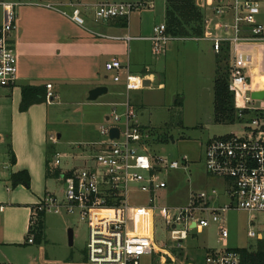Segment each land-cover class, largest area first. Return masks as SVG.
<instances>
[{"label":"built area","instance_id":"obj_1","mask_svg":"<svg viewBox=\"0 0 264 264\" xmlns=\"http://www.w3.org/2000/svg\"><path fill=\"white\" fill-rule=\"evenodd\" d=\"M200 1L222 18L216 27L228 33L227 37L213 36L207 23L202 36H172L167 33L166 22H160L150 36L142 39L152 42L155 54L163 52L172 41L204 38L212 40L217 54L226 51L230 62L228 89L234 97L236 120L245 132L212 138L204 149L206 172L224 181L227 203L214 205L210 195L201 192L190 203L175 207L173 211L167 206L162 207L170 237L178 246L188 239L191 231L201 232L211 223H218L221 212L230 209L264 212V105L258 103L264 98L252 97L253 91L264 88L252 80L253 59L245 50L252 45L264 49V24L256 19L261 12V3L260 0ZM26 2L58 12L82 27L87 24L86 13L91 12L94 20L102 23L127 18L147 6L144 1L104 0L89 5L82 0H0V88L10 87L17 80L18 57L13 34L18 26V8ZM120 38L131 40L132 36ZM105 69L113 74L115 82L122 79V73L125 74L127 90L142 85L141 75H133L129 66H124L118 57L107 61ZM150 73L147 67V76ZM52 87L51 83L46 84L49 102L57 98ZM123 105V111L113 108L106 116L100 126L103 140L88 144L82 166L62 171V154L54 153L48 169L60 180L62 189L59 193L47 192L32 206L28 243H34L32 229L41 213L68 214L77 215L88 224L86 251L90 264H141L143 257L158 254L154 231L155 212L159 208L156 198L158 191L167 187V182L159 176L164 170L180 168L181 164L187 168L189 158L183 156L179 161L157 153L153 149L157 144L156 134L136 121L130 99ZM114 127L119 129V136L111 137L110 130ZM49 139L52 142L58 140L56 135H50ZM137 190L147 194L148 204L132 205L130 194ZM4 209L5 204L0 203V212ZM219 229L221 238L226 240L228 229L224 225ZM248 235L264 238V226L251 228ZM199 264H241V257L232 248H209Z\"/></svg>","mask_w":264,"mask_h":264},{"label":"crops","instance_id":"obj_2","mask_svg":"<svg viewBox=\"0 0 264 264\" xmlns=\"http://www.w3.org/2000/svg\"><path fill=\"white\" fill-rule=\"evenodd\" d=\"M82 1L92 5L104 0ZM140 1L146 2L147 6L137 16L133 17L131 14L127 18H114L98 23L91 14L86 13L85 27L75 24L58 12L31 2H26L18 8V26L13 34L18 57L17 80L10 87L0 88V203L5 204V209L0 212V256H13L12 249L32 244L27 242L31 208L44 194L50 192L47 188V180L51 176L48 169L50 162L48 150L51 149L48 133L56 134L58 138L57 142L51 141L53 145L63 137L62 129L58 128L53 132L54 128L51 130L50 127L67 124L74 128L76 131L74 141L66 142L77 145L72 147L75 150L73 155L83 160L88 154L86 148L88 144H98L103 140L100 130L99 136L92 135L84 127L86 111H89L90 107L106 104L112 106L111 109L123 111V103L127 99H130L135 107L138 102L132 100V91L150 87L155 80L152 73L153 64L144 58L146 51L156 55L153 52V44L142 37L150 36L156 24L165 22L167 2L163 19L157 22L155 0ZM197 3L207 8L206 23L209 25L210 33L217 37H227L228 33L216 27V23L222 18L216 16L204 1L203 5L200 0ZM257 22L259 23L258 19ZM125 35L132 36V39L120 38ZM192 40L207 41L211 44L213 54L210 58L208 50L209 54H205L209 60L203 62L207 64L209 70L213 68L216 70L218 54L214 50L212 40L210 38ZM172 43L169 42L163 52L157 55L168 53L174 48ZM245 50L253 59L252 80L264 88L263 46L252 45ZM200 51L204 52L205 47L202 46ZM111 56L118 57L124 66H129L133 75L139 76L144 73V76H140L142 85L127 90L123 73L122 79L115 82L105 69V63L112 59ZM147 67L151 72L148 76L145 74ZM110 78L115 82L113 92L110 91ZM47 83L52 84V91L57 98L51 102L47 100L38 102L27 110H21L22 86H46ZM165 85V82L161 81L158 86L164 89ZM97 86L108 87V92L95 100H89V91ZM108 114L109 112L103 111L101 118L104 122ZM12 152L15 154V163L11 160ZM21 170L29 173L30 187L13 184L12 174ZM212 178L224 184L222 179L213 176ZM212 193L215 194H209L212 204L223 205L228 202V197L221 200L215 189ZM45 218L46 215L44 221Z\"/></svg>","mask_w":264,"mask_h":264},{"label":"rangeland","instance_id":"obj_3","mask_svg":"<svg viewBox=\"0 0 264 264\" xmlns=\"http://www.w3.org/2000/svg\"><path fill=\"white\" fill-rule=\"evenodd\" d=\"M260 1L261 12L256 18L260 24H264V0ZM155 4L156 21L160 22L163 19L166 1L155 0ZM199 7L204 15V23H206L207 8ZM143 10L144 8L134 11L133 17ZM89 14L93 16L91 12ZM172 42L174 48L168 53L154 55L150 51H146L144 58L153 64L152 73L155 80L150 87L132 91L131 96L134 102H138L134 107L137 114L136 121L152 129L158 138L153 149L167 159L181 161L183 156H187L189 163L187 168L182 167L183 164H181L180 168L164 170L159 176L161 180L167 182V187L159 190L156 198L159 208L155 212L154 231L155 243L159 251L154 256L143 257L141 264H199L202 255L209 248H255L257 240L250 237L248 232L253 227L264 226V212L230 209L221 212V220L218 223H211L201 232L191 231L188 239L183 241L180 246L171 239L166 227L165 214L162 213L163 206H167L173 211L175 207L190 203L193 197L201 192L215 195L212 193L213 189L216 190V194L220 196L221 200L227 199L224 184L206 172L204 162L206 143L215 137L231 133L241 135L245 132L237 120L233 123H219L214 120L216 70L214 68L209 70L207 64L203 62L208 59L206 55L209 54L208 50H210V58L213 54L211 44L202 40ZM202 46L205 47L204 52L200 51ZM218 56L222 61L219 64L216 63V68L219 65L222 73H227L230 63L228 53L224 51L218 54L217 58ZM123 59L125 60V58ZM210 62L213 64L212 60ZM110 74L113 77V74ZM143 74L141 73L142 76H144ZM161 81L166 84L164 89L158 86ZM109 82L111 83L110 91L113 92L115 82L111 78ZM119 85L122 87L120 83ZM177 97L183 101L181 107L175 103ZM124 99H126L125 95ZM258 103L264 105V100ZM111 107L106 104L90 107L89 111H86L84 127L92 135L99 136L100 125L104 122L101 118L102 113L103 111L110 113ZM180 120H182L181 124H179ZM53 128V132H56L58 128L62 129L63 137L55 145L49 139L50 161L54 153L60 152L62 154L60 165L62 171L72 166H82V160L73 155L75 150L72 147L77 145L66 142V140L74 141L75 129L67 124L50 127L51 130ZM47 188L52 193L60 192L62 184L57 176L48 177ZM130 202L133 206L146 205L148 196L139 190L132 191ZM204 215L207 216V214ZM44 222L45 238L42 245L32 243L24 245L23 248L12 249L11 255L13 256H0V264H90L86 258L89 229L85 221H82L77 215L49 213ZM220 225H224L229 231V237L226 240L221 238ZM70 228L74 231L73 244H70L69 241L68 231Z\"/></svg>","mask_w":264,"mask_h":264},{"label":"trees","instance_id":"obj_4","mask_svg":"<svg viewBox=\"0 0 264 264\" xmlns=\"http://www.w3.org/2000/svg\"><path fill=\"white\" fill-rule=\"evenodd\" d=\"M198 0H166L167 8L165 22L167 33L172 36H202L205 31L204 15L200 9ZM125 25V23H124ZM217 63L222 59L218 56ZM229 69L228 72L222 73L221 67L216 68V77L214 81V120L216 122L233 123L237 119L236 109L234 106V97L228 89ZM46 86L24 85L22 86L21 110H27L31 105L46 100ZM176 105L181 107L183 101L180 97L176 99ZM182 120L179 121V124ZM163 142V141H162ZM11 160L15 163V154L12 152ZM58 174V170L56 171ZM14 185L24 184L30 187L31 180L29 173L25 170L12 174ZM44 214H40V219L32 233L34 242L40 245L45 238ZM31 232H28V234ZM256 247H239L232 248L239 252L241 264H264V238L256 239Z\"/></svg>","mask_w":264,"mask_h":264},{"label":"water","instance_id":"obj_5","mask_svg":"<svg viewBox=\"0 0 264 264\" xmlns=\"http://www.w3.org/2000/svg\"><path fill=\"white\" fill-rule=\"evenodd\" d=\"M108 92V87L106 86H97L89 91V100H95L97 99L100 95H103ZM252 97L256 99H263L264 98V90L260 91H253L252 92ZM110 136H119V129L118 128H112L110 130ZM195 225V224H193ZM69 234V241L70 244H73V229H69L68 231Z\"/></svg>","mask_w":264,"mask_h":264}]
</instances>
